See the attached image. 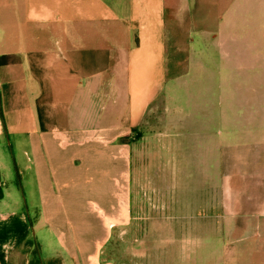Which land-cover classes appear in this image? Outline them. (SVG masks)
Segmentation results:
<instances>
[{"label":"crops","instance_id":"crops-1","mask_svg":"<svg viewBox=\"0 0 264 264\" xmlns=\"http://www.w3.org/2000/svg\"><path fill=\"white\" fill-rule=\"evenodd\" d=\"M115 235L264 264V0H0V264Z\"/></svg>","mask_w":264,"mask_h":264},{"label":"rangeland","instance_id":"rangeland-1","mask_svg":"<svg viewBox=\"0 0 264 264\" xmlns=\"http://www.w3.org/2000/svg\"><path fill=\"white\" fill-rule=\"evenodd\" d=\"M7 142V153H8V163L13 165V170L16 174V166L15 159L18 154L12 152L11 140L8 138ZM14 148V146H13ZM24 164L26 165V158H24ZM22 181L23 177L18 174L15 176V181L13 184H18L19 181ZM23 184L26 186V179H23ZM19 188L17 187V190ZM140 223V225H138ZM138 225V226H137ZM145 225L141 221H137L136 227L143 228ZM134 238L139 240L140 242L136 243L137 246L133 245ZM144 239V240H143ZM145 238L140 236H114L109 244L106 246L104 256L102 259L104 261H109L114 264H150L149 261H145V259H155L154 254H158L155 251H149L150 248L144 247ZM147 243V242H146ZM148 244V243H147ZM158 259V258H157ZM159 263V261L157 262Z\"/></svg>","mask_w":264,"mask_h":264}]
</instances>
